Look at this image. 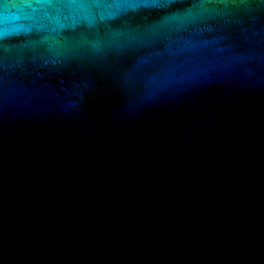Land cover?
Segmentation results:
<instances>
[{"label":"water","instance_id":"obj_1","mask_svg":"<svg viewBox=\"0 0 264 264\" xmlns=\"http://www.w3.org/2000/svg\"><path fill=\"white\" fill-rule=\"evenodd\" d=\"M0 264H264V0H0Z\"/></svg>","mask_w":264,"mask_h":264}]
</instances>
